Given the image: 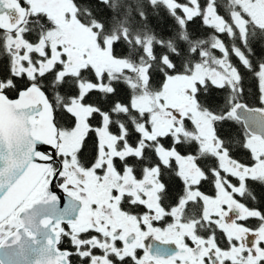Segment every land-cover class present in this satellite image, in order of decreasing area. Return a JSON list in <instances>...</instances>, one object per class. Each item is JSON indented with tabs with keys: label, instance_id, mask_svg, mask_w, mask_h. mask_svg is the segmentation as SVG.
Segmentation results:
<instances>
[{
	"label": "flooded vegetation",
	"instance_id": "1",
	"mask_svg": "<svg viewBox=\"0 0 264 264\" xmlns=\"http://www.w3.org/2000/svg\"><path fill=\"white\" fill-rule=\"evenodd\" d=\"M233 1L235 3L231 8L223 5L221 11L217 12L219 10L214 7L209 16L206 14L208 24L214 27L218 34L216 35L218 38L213 42V48L223 53V60H217L216 51L208 55L217 62L214 66L209 61L205 63L210 76L205 77L201 84L207 79H211L218 85L230 82V87H232L231 82H239L240 77L235 69L229 71L231 67L229 59L236 62L235 57H239V63L247 66V53L242 50L240 41L247 35L249 25L254 26L255 32L260 37L252 41L253 48H257L264 54V34L257 31L258 29L264 31V0H259L257 3L262 19L250 10L248 4L247 6L244 4L245 0ZM209 2L212 3V1ZM45 14L55 25V21L47 13ZM64 24L63 29L60 27L56 31L57 37L54 39L42 37L40 44L32 45L22 37L16 42L7 43L15 74L27 72L29 80H39L44 87L45 82L36 74L38 73L39 77L48 75L51 77L48 84L52 80L60 86L62 84L67 86L64 91H61L59 86L53 92H47L54 108L58 129L57 154L65 157L62 162V171L57 178V185L61 192L80 201L82 206L75 221L63 222L59 227L54 228L57 232L55 238H58L60 242L62 236L68 235V232L64 231L66 227L71 233L72 243L78 250L89 246V252L81 253V255L87 256L93 250L102 252L103 255L94 256L92 264H123L126 258H131L134 264H225V262L245 264L247 260L249 264H260V261L264 260V249L259 247L260 241L264 240L262 237L264 226H261L254 234L245 228L241 222L246 221L250 216L258 217L259 214L250 212L233 195L235 193L243 196L245 200L249 199L244 185V178L249 175V172H242V166L229 158L232 152L241 149H234L233 145L227 143L228 135H224L223 139L219 136L215 116L200 110L196 99V87L194 86L191 91L193 103L199 112L213 117L212 148H205L194 119L188 115L182 118L181 132L171 130L166 133H156L152 115L151 127L147 129L144 119L149 112L136 104L138 100L151 97L147 95L145 88L147 69L142 66L124 63L130 64V67H142L144 70L117 71L124 75L122 76L124 79H117V82L122 80L129 90L125 98L126 104L116 99L111 102L113 107L107 112L103 111V108L108 107L109 103L103 107L99 106L104 104L102 99L97 102L96 97H93L92 104H85L84 99L88 94L96 92L99 98H102L104 95L114 94L118 86L115 85L116 80L111 70H97L93 64L89 46L85 45L84 38L80 36V29L84 32L92 29L96 32L97 43H100L99 30L84 26L75 18L69 24ZM234 29L239 30V38ZM221 33L225 35L220 36ZM100 45L103 46L101 43ZM21 50H24L23 55ZM46 50L51 52L50 58L46 56ZM31 53H37L40 58L30 62L25 69L21 61L29 59ZM233 53L235 56L232 55ZM62 56L65 59H61ZM252 59L255 63L256 58L252 57ZM57 64L61 65L60 71H56ZM34 65H38V68ZM220 68L223 69V73L219 71ZM192 74L179 77H189ZM92 76L96 77L95 83L92 82ZM70 85H74L76 89L74 99L67 91L72 88L69 87ZM3 86L1 85L0 88ZM10 99L13 98L10 97ZM194 110L191 111L194 112ZM57 112L61 117L67 112L75 119V126L69 128L67 123L57 118ZM94 115L101 117L98 128L89 123ZM230 115L237 120L233 109ZM81 116L84 117L86 127L79 136H72L71 133L79 124ZM113 125L119 129V135L113 131ZM240 126L244 131L242 139L257 160V164L251 169V176L264 179V161L259 159L260 156H264V142L260 137L249 135L242 122ZM237 129L241 131L239 127ZM90 132H95L98 138L99 151L94 163L88 167V162L80 156V151ZM134 136L139 137L135 147L129 139ZM169 138L172 144L171 147H166L165 144ZM215 139H218L217 146H215ZM250 140L259 154L252 150L249 145ZM149 147L153 149L149 150ZM181 148L184 149L183 152ZM191 148L193 150L189 152ZM129 158L133 160V163H126ZM117 160L124 165L123 170L117 166ZM211 160L218 161V170L212 172L213 189L209 190L214 191V195L205 194L197 188L208 175L201 167V163ZM205 167L211 170L210 164ZM219 170L239 178L241 186L233 187ZM57 171L55 163L52 164L29 197L0 223V226H4L0 227V230L5 231L6 237L20 226L18 215L21 211L47 193L46 189ZM174 171L175 176L185 184L182 198L175 207L164 194L165 186L160 180L161 176L171 180L174 177ZM78 173L81 174V179L78 178ZM136 173H139V176ZM61 179L64 181L63 184L60 183ZM126 198L129 200V206L124 208L122 205ZM59 203L61 205L59 210H64V203L60 201ZM165 205L171 211L166 210ZM225 205L228 211L223 210ZM139 206L145 207L148 211L143 214L134 212L133 208ZM153 221L159 224L154 227ZM236 228L246 232L248 242L245 241L246 234H239ZM89 233L93 234L90 236ZM224 237L231 245L227 251H222L218 247V244H225ZM233 241L236 243L233 244ZM246 245L251 247V251L248 248L242 249ZM138 250L142 251L139 259L136 258ZM154 254L159 258L154 257Z\"/></svg>",
	"mask_w": 264,
	"mask_h": 264
},
{
	"label": "snow or ice",
	"instance_id": "2",
	"mask_svg": "<svg viewBox=\"0 0 264 264\" xmlns=\"http://www.w3.org/2000/svg\"><path fill=\"white\" fill-rule=\"evenodd\" d=\"M80 2H90V0H80ZM177 3L184 4L187 2V0H176ZM198 3L201 2V0H197ZM20 3L24 5V0H20ZM27 7V5H24ZM96 9H100L103 7V0H100L99 3L94 4ZM189 6H191L189 4ZM204 6H206V3H204ZM178 12L180 10H177ZM83 14L85 15H93V9L90 7L85 6L82 9ZM106 15L105 12H98L96 13V19L99 20V17ZM154 25H156V21H151ZM38 23V22H37ZM172 21L168 20L167 17L164 19V27L163 31L166 35H170V33L167 32V27L169 24H171ZM203 24V13H201L200 18H193L188 23V28L191 29V31L197 35L200 36L201 28ZM158 26V25H156ZM204 33L206 34L208 31L207 26H203ZM0 31H3L0 29ZM214 31V30H213ZM237 37L239 38V30L234 29ZM264 34V33H262ZM220 36H224L225 34L221 33ZM260 37L257 35L255 31L251 33V35H245L244 38L241 39L240 44L243 51L247 53V66H245L242 63H239V57H235V61L233 62L232 59H229L230 69H235L237 75L240 77V80L238 83L231 82L232 87L229 86L230 82H225L222 85H218L214 83L211 79H207L203 84L200 82H197L196 84V98L198 101H204L209 106L213 105H220L221 103H225V101H222L220 99H217V96L220 95L223 90L227 89L228 93H232L233 91H236L235 97L233 98L231 95H229L228 100L226 101L229 105L228 109L220 112V113H213V115H222L223 117L227 118L229 115V112H231L233 106H237L236 110L237 112L240 111V108L242 107L245 110H248L249 112H257L259 114L264 115V54L257 48H253L252 44L249 42L251 40H258ZM29 42L32 44L38 43V40H33L31 37H28ZM231 39V38H229ZM163 44V42H161ZM171 44L172 42L169 41ZM192 44L201 43V41H192ZM235 46V45H233ZM114 48L116 50V53L118 55H122L123 52L130 51V49H122V46L119 43H116L114 45ZM184 51L183 46H181L180 49L176 50V54L170 58H168V64L164 63V60L166 58V54H164L163 47H160L156 50V60L161 65V70L154 71L151 75V79L155 81L156 79H159L161 82H163L166 79V76L164 73H167L168 75H178L181 74V65L179 63V58L181 56V53ZM188 54L189 56H197L198 53L193 51L192 47L188 48ZM217 54V60H223V53L219 52V50H215ZM24 50H21V55H23ZM235 56V54H232ZM46 56L50 58L51 52L49 50H46ZM252 57H255V63L253 62ZM39 55L37 53H31L29 55V59L22 60L21 64L22 66L27 69L30 62H34L36 59H39ZM61 59H65L64 56L61 57ZM188 60H184V64L187 65ZM171 65V67H168V65ZM38 68V65H34ZM61 70V65L57 64L56 71ZM219 71L223 73V69L220 68ZM38 78L42 79L45 83L48 82L50 77L48 75H44L43 77H39V74H36ZM55 75V73H53ZM92 82H96V77L92 76ZM35 83V80H29L27 72H20L19 75L15 74L13 72L11 62L5 61L3 64H0V85H10L7 88H0V94H4L7 96L12 97L13 99H19V96L21 93L26 92L30 87L33 86ZM52 86L55 87V81H53ZM62 88L61 91H64L66 89ZM46 94L48 92L47 87L42 89ZM123 90V86H120L117 89V92ZM69 96L71 98H76V89H67ZM250 95H254L255 104H250L248 102V98ZM93 97H96L97 102H99V95L96 92H92L88 94L85 99V104H92L93 103ZM57 98L59 99V96L57 94ZM109 104L108 107L103 108V111L107 112L109 108L113 107L111 101L112 96H108ZM119 101H117L118 103ZM127 103V101H125ZM57 118L61 119L62 122L67 123L69 128H72L75 126V119L68 115L67 112L64 113L63 117H61L60 113H56ZM101 117L99 115H94L93 118L89 121L90 124H94L97 128L100 126ZM187 123V121H185ZM225 127L227 125L221 121V128L220 131L224 135H228L227 132L224 131ZM113 131L116 132L117 135H119V129L113 125ZM130 140H132V145L135 147L136 142L139 140L138 136L129 137ZM172 141L169 138L166 142V147H171ZM89 146H91V156L85 157V154L89 151ZM182 152L184 151L183 148L180 149ZM36 151L41 155V157H44L46 159L42 160L43 163H53L55 162L56 167L58 168V171L55 174V177L52 179L50 184V190L52 193H55L57 196H59L60 202H63L64 194L61 192L60 188L57 185V178L60 176V171H62V162L65 160V157L62 155L57 154V151L51 146L46 144H39L36 147ZM99 151V141L95 134V132H90L89 135L86 137L83 143V147L80 151V156L82 158H87L89 160L88 166L90 167L92 163H94L95 159L97 158ZM189 152L192 151V149L188 150ZM2 158V157H0ZM230 159L234 160L237 164L241 165V171H248L249 175L244 178V185L246 188V196L249 198L245 200L243 196L233 194L234 198L237 199L239 202H242L244 206L250 211V212H256L259 214V216H250L246 221H242L241 223L245 228H248L251 233H256L261 226H264V179L261 178H253L251 176V169L255 167L257 164V160L253 157V153L251 149L243 148V150L235 151L230 154ZM259 159L261 161H264V156H260ZM127 164L133 163V160L129 158L126 161ZM117 166L123 170L124 165L121 164L119 160L116 161ZM211 165V170L208 167H205V165ZM218 161L217 160H211V161H204L201 163V167L203 170L208 174L207 179L201 182L200 185L197 186L199 190L204 192L205 194L214 195V191H209L210 189H213V181L214 177L212 176L213 171H217ZM221 175L226 176V179L231 183V185L235 188H239L241 186V181L239 178L233 177L231 175H227L223 172V170H219ZM137 176H139V173H136ZM6 177L4 176L2 170H0V188L4 187V181ZM160 180L165 186V195L171 200L172 206H178L179 199L182 198L183 191L185 188V184L176 177H173L171 180L165 179L163 176L160 177ZM63 179L60 180V183L63 184ZM257 193H259V196H257ZM124 208H127L129 206V200L126 198L124 201V204L122 205ZM166 210L171 211L170 208H168L166 205ZM224 211H228L227 206H224ZM134 212H139L141 214L148 211L145 207L139 206L133 208ZM171 219L170 217L168 218ZM153 226H157L159 222L153 221ZM4 227V226H0ZM65 232H68V235L62 236L60 239V242L58 243L57 247L61 253H67V264H92V259L95 255H103L102 252H99V250H93L89 255L83 256L81 253L89 252V246H84L77 249V246L72 243L71 241V233L69 229L65 227ZM93 233H89L91 236ZM18 235V233H17ZM6 239H15L11 236L9 233L6 237L5 231L0 230V247L5 246ZM236 241H233V244H235ZM218 247L221 248L222 251H227L231 245L227 243V238H225V244L219 245ZM260 249H264V240H261L259 243ZM142 255V251L138 250L136 253V258L139 259ZM255 255V253H253ZM112 259H115L112 257ZM123 264H134L133 260L131 258H126L123 260ZM225 264H230V262H225ZM260 264H264V260L260 261Z\"/></svg>",
	"mask_w": 264,
	"mask_h": 264
},
{
	"label": "water",
	"instance_id": "3",
	"mask_svg": "<svg viewBox=\"0 0 264 264\" xmlns=\"http://www.w3.org/2000/svg\"><path fill=\"white\" fill-rule=\"evenodd\" d=\"M27 14L18 0H0L3 31L14 33ZM236 107L234 117L249 135L264 142V115L242 107L237 112ZM41 143L58 152V129L47 94L35 85L21 93L19 99L0 94V170L6 177L0 188V223L29 197L55 163L41 162L46 159L36 151ZM46 192L18 215L20 226L11 234L15 239H6L5 246L0 247V264H67L68 254L58 250L54 228L75 221L82 204L63 192L64 210H59V196L51 192L50 185Z\"/></svg>",
	"mask_w": 264,
	"mask_h": 264
},
{
	"label": "trees",
	"instance_id": "4",
	"mask_svg": "<svg viewBox=\"0 0 264 264\" xmlns=\"http://www.w3.org/2000/svg\"><path fill=\"white\" fill-rule=\"evenodd\" d=\"M66 1L74 6L75 19L80 24L84 26H90L94 29L99 30V41L101 44L104 45L105 42L111 43V53L114 60L127 64L133 63L135 64V66H142L147 69V80L145 83V88L147 91V95L151 97L155 96L157 93L163 90L166 81L170 77L190 75L196 67L205 65L207 61H209L211 65H215L217 60L209 58L208 55H212L215 51V49L213 48V42L218 38L216 36L218 34H216V29L208 24L206 13L208 8L212 9L214 7H217V9L219 10L217 12H220L223 5L231 8L235 3L233 0H201V2L198 3L197 14H188L186 10H188L189 4L191 5V7H193V1L190 0H187V2L184 4L177 3L176 0H172L171 4L162 0H103V7L100 9H96L94 6V4L99 3L100 0H90V2H80V0ZM209 1H212V3H210ZM204 3H206V6H204ZM85 6L93 9V15L89 16L83 14L82 9ZM177 10L180 11L178 12ZM98 12H105L106 15L99 17V20H97L95 17L96 13ZM201 13H203V24L201 28L202 34L200 36H197L191 31L190 28H188V23L193 18H200ZM165 17H167L168 20L172 21V23L167 27V32L170 33V35H166L163 31ZM152 20H155L156 25L158 26L154 25L151 22ZM205 25L208 28L206 34L204 33L203 29V26ZM53 28L54 25L52 24V22L46 17L45 13L41 12L39 15L31 16L25 22L22 28L24 31L21 35L22 38H24L28 42V37H31L33 40H38V43L36 44L31 43L32 45H37L40 44V39L42 37L45 38L51 33V30ZM253 31H256V29L253 25H249L247 35L250 36ZM257 31L259 33L264 32L261 29H258ZM12 36H16V34L9 35L8 33L0 31V64H3L5 61H10L13 69L12 55L7 49V43L5 41ZM169 41H171L172 43L170 44ZM192 41H201V43L192 44ZM252 41L253 40L249 42L252 43ZM161 42H163V44ZM116 43H119L122 46V49H130V51H126L123 52L122 55H118L114 48V45ZM181 46H183L184 48V51L181 53V56L179 58V63L181 65V74L168 75L167 73H164L166 79L163 82H161L159 79L153 81L150 78L152 73L154 71L161 70V65L156 60V50L160 47H163L164 54H166L164 63L168 64V58L174 56L176 54V50L180 49ZM189 47H192L193 51L197 52L198 55L189 56L187 51ZM185 59L188 60L187 65L184 64ZM168 67H171V65L169 64ZM109 70L113 72L112 76H114V79L116 80L115 85L118 86V88L120 86H123V90L119 92H117L116 90L114 94H111V102L119 99L120 102L126 104L125 98L127 97V93L129 94V90L126 87L127 84L122 81L124 79V77L122 76L124 75L118 73V70L115 67ZM120 78L122 80H118L117 82V79ZM51 81L49 82V84L51 83ZM52 83L50 85V88L48 82L44 84L46 85L45 87H47L49 92H53V90L58 89V87L60 86V84L55 82V87H53ZM34 84L40 86L42 89L45 88L42 85L43 83L39 80H35ZM73 86L74 85H70L69 87H72L71 89H74ZM7 87L9 86H3V88ZM63 87H65V84H62L59 89H62ZM235 94L236 92L234 91L230 94L226 89L223 90V92L217 96V99L225 101V103H221L220 105L209 106L204 101H197L201 111L213 115V113H220L227 110L229 105L226 101L228 100L229 95L234 98ZM108 96L109 95H104L102 96V98H100V100L102 99L104 101L103 105H99L100 107H103L104 105L109 103ZM7 97L10 99L9 96ZM248 102L255 103L254 95L249 96ZM230 113L231 112H229L227 118L219 114L213 115L216 117L215 124L219 136L223 139L224 134L220 131L221 121H223L227 125V127H225L224 129V131L228 133L229 140H227V143L233 145L234 149L240 148L241 150H243V148H248L246 143L242 139L244 131L240 126V122L231 117ZM144 122L146 123L147 129L149 130V128L151 127V114L146 113ZM238 127L241 131L237 129ZM240 132L242 133V135ZM134 134L135 133H133V135ZM152 149L153 147H149V150ZM191 149L193 150V148ZM86 155L88 157L91 156V146H89V151L85 154V157ZM83 159L84 161H87L89 163L88 159ZM175 175L176 173L174 171V177H176ZM257 196H259V193H257Z\"/></svg>",
	"mask_w": 264,
	"mask_h": 264
},
{
	"label": "rangeland",
	"instance_id": "5",
	"mask_svg": "<svg viewBox=\"0 0 264 264\" xmlns=\"http://www.w3.org/2000/svg\"><path fill=\"white\" fill-rule=\"evenodd\" d=\"M27 1L31 11L45 12L55 21L56 24L54 25V28L51 30V33L46 36V38L51 37L54 39L57 37L56 31H58L60 27L63 29L65 27L64 23L69 24L71 20L75 18L72 6L65 0ZM162 1H165L169 4L172 3V0ZM190 1H193V7L188 6V10H186V12L188 14H197V0ZM258 1L259 0H245L244 4L246 6L248 4L250 6V10L256 13L260 19H262V16L257 8ZM210 11L211 8H208L206 13L207 16L210 15ZM80 36L84 38L85 45L89 46L93 64L97 70H108L113 67L119 71L127 69L144 70L142 67H130L127 64L114 60L111 53V43L105 42L103 46L100 45L99 42L97 43V35L94 30L89 29L87 32H84L82 29H80ZM21 37L22 35L19 33L15 37H9L8 40L6 39L5 41L6 43L10 44L12 42H16ZM207 76H210V73L208 72V66L206 64L200 65L194 69L193 74L189 77L169 78L160 94L154 97H146L145 100L143 98L142 100H138L136 102L139 107L152 115L153 126L154 128L156 127V133H166L171 130L181 132L180 125L182 124V118L184 115H188L194 119L197 132L200 134L205 148H212L211 139L213 137V130L211 126L213 117L199 112L193 103V97H191V91L193 90V87L196 86L197 82L202 83L203 79ZM192 109H195L194 112L191 111ZM85 127L86 123L84 117L81 116L79 124H77L76 129L71 133L72 136H79L84 131ZM249 142L252 150L259 154V151L255 148L253 142L251 140ZM236 230L239 234H246L244 230H240L239 228H236ZM248 239L249 238L246 234L245 241L248 242ZM247 248L251 251V247L247 245L242 249L247 250ZM247 256L249 258L250 254ZM245 264H249V261L247 260Z\"/></svg>",
	"mask_w": 264,
	"mask_h": 264
}]
</instances>
